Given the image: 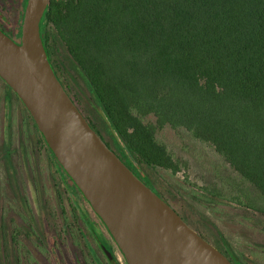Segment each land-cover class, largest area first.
<instances>
[{"label":"trees","instance_id":"trees-1","mask_svg":"<svg viewBox=\"0 0 264 264\" xmlns=\"http://www.w3.org/2000/svg\"><path fill=\"white\" fill-rule=\"evenodd\" d=\"M26 1L14 0L13 20L0 18V28L17 42ZM41 36L72 97L75 78L63 50L86 77L116 136L106 131L108 140L104 127L85 116L150 187L156 182L145 167L182 168L158 139L171 128L212 145L254 188L253 200L262 202L247 206L264 215V0H51ZM40 135L66 189L86 201ZM11 146L3 142L2 160L10 183L17 184ZM206 194L193 198L211 207L215 199ZM22 232L0 215V264H19ZM27 260L32 262L30 254Z\"/></svg>","mask_w":264,"mask_h":264},{"label":"rangeland","instance_id":"rangeland-1","mask_svg":"<svg viewBox=\"0 0 264 264\" xmlns=\"http://www.w3.org/2000/svg\"><path fill=\"white\" fill-rule=\"evenodd\" d=\"M16 7L14 0H0V18L5 22L13 20ZM63 52L75 78L72 98L98 128L104 127L105 137L110 140L106 131L115 132L88 80L70 62L66 51ZM158 139L182 163V168L173 173L145 167L144 173L156 182L152 184L154 190L164 194L196 231L228 252L233 263L264 264V215L247 206L256 195L254 188L240 178L212 145L171 128L159 132ZM3 142L16 148L13 159L19 171L15 176L19 179L17 184L9 181L2 160ZM206 192L215 199L211 207L193 198L196 195L204 200ZM21 198L25 199L24 203ZM253 202L262 205L259 200ZM0 215H5L7 224H20L23 228L19 238L23 249L19 264H95L85 242L89 239L95 243L89 234L90 224L100 237H109L89 204L67 190L55 173L28 110L21 99L9 92L1 78ZM113 247L119 263L125 264L117 246L113 244ZM29 254L32 262L27 260ZM102 261H105L103 257Z\"/></svg>","mask_w":264,"mask_h":264},{"label":"water","instance_id":"water-1","mask_svg":"<svg viewBox=\"0 0 264 264\" xmlns=\"http://www.w3.org/2000/svg\"><path fill=\"white\" fill-rule=\"evenodd\" d=\"M51 0H27L17 42L0 28V78L103 221L128 264H235L107 144L55 72L41 36Z\"/></svg>","mask_w":264,"mask_h":264},{"label":"flooded vegetation","instance_id":"flooded-vegetation-1","mask_svg":"<svg viewBox=\"0 0 264 264\" xmlns=\"http://www.w3.org/2000/svg\"><path fill=\"white\" fill-rule=\"evenodd\" d=\"M86 202L89 204V202L87 200H86ZM89 206H91V205L89 204ZM102 225L105 227L109 237H107V236H105L104 238L100 237L98 234L95 233L96 229L94 230V228H93L94 226H92L90 224L89 228L91 229L92 232L89 231V234L91 235V237L95 243H93L89 239L85 241L87 243V245H89V247H90V251H91V254L93 256L95 264H120L118 261V257L115 254L113 244L116 245L118 250L120 251V253L124 259V263L128 264L123 253H122V251L120 250L118 244L116 243L115 239L113 238V236L111 235V233L109 232V230L107 229L105 224L102 223ZM53 238L55 239V237H53ZM97 249L99 250L100 254L98 253ZM51 251H53L52 245H51ZM102 257L105 259V261H102Z\"/></svg>","mask_w":264,"mask_h":264}]
</instances>
